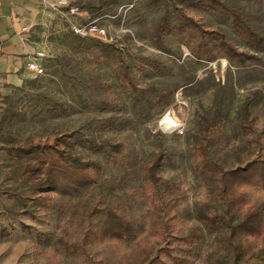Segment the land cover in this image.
I'll list each match as a JSON object with an SVG mask.
<instances>
[{
    "label": "rangeland",
    "instance_id": "1",
    "mask_svg": "<svg viewBox=\"0 0 264 264\" xmlns=\"http://www.w3.org/2000/svg\"><path fill=\"white\" fill-rule=\"evenodd\" d=\"M224 1L264 35V0ZM71 2L84 11V20H98L105 26L107 37L80 38L64 27L68 26L67 21L55 6L45 25L37 26L31 33L32 39L48 42L47 54L39 60L44 72L37 77L29 75L20 86L0 90V264H89L83 257L65 252L63 245L80 240L104 214L87 219L81 213L74 224L66 227L65 216L58 210L34 202L32 189L16 176L17 166L9 156V144L1 138L12 135L22 140L58 131H76L81 139L106 141L101 148L76 143L73 150L100 159L104 166L97 185L83 195L88 196L89 205L119 202L123 208L132 207V216L140 221L138 236L126 244L118 246L98 239L89 246L98 264H147L156 256L160 258L154 261L156 264H175L163 250L169 248L174 256H188V247L178 238H190L194 230L200 231L201 238L191 246L187 264H206L216 247L198 216L215 212L219 201L196 175L192 148L207 117L219 110L225 139L220 150H214L217 159L227 167L237 166L257 155L260 148L264 151V79L246 76L225 58L198 62L177 37H168L166 49L160 48L154 33L161 9L149 6L147 0ZM182 4L207 26L227 31L241 49L255 52L232 31L230 17L225 13L197 10L187 1ZM100 41L121 49L136 72L140 88H166L171 103L152 110L149 117L141 115L142 97L125 92L113 63L94 57L93 45ZM258 54L264 58V51ZM145 57L160 61V70L141 73L138 66ZM188 81L193 86L186 84ZM247 100L252 101L258 132L250 138L258 137L260 147L246 144L240 134L242 105ZM51 107L58 109H48ZM167 113L177 124L170 131L161 127ZM7 115L10 119L2 124ZM109 118L114 122L112 128L106 123ZM117 144L119 152L110 146ZM161 147L166 152L163 176L179 186L175 194L167 193L161 204L160 218L171 226L166 236L158 235L160 226L150 227L151 210L143 198V169ZM249 193L252 201L264 199V191L259 188H250Z\"/></svg>",
    "mask_w": 264,
    "mask_h": 264
},
{
    "label": "trees",
    "instance_id": "2",
    "mask_svg": "<svg viewBox=\"0 0 264 264\" xmlns=\"http://www.w3.org/2000/svg\"><path fill=\"white\" fill-rule=\"evenodd\" d=\"M147 1L149 6L161 9L160 22L156 25L154 33L156 44L160 48L166 49L168 37H177L198 62H214L219 58H225L241 68L246 76L264 79V58L258 54L259 51H264V35L245 15L224 0L181 1L182 3L187 1L189 6L197 10L225 13L230 17L232 31L255 52L241 49L227 31L207 26L182 3L175 0ZM93 47L92 52L96 59H104L115 65L116 74L125 92L138 93L142 97V101L139 98L142 106L141 115L149 117L152 110L171 103L170 93L166 88L138 86L136 72L115 44L100 41ZM161 66L160 61L145 57L138 69L143 73L150 69L160 70ZM186 84L193 86L194 83L188 81ZM251 103V100H247L242 105L239 130L246 144L256 143V146L260 147L261 140L258 137L250 138L251 134L258 133ZM48 109L56 111L58 108ZM9 119L7 115L1 123L6 124ZM106 123L108 127H114L111 118L107 119ZM261 133L264 135V126ZM224 137L223 118L219 110H216L212 116L207 117L204 130L196 146L192 148L196 175L202 178L209 193L219 201V207L215 212L198 216L205 224L207 233L212 237L216 247L212 259L206 264H264V199L261 202L252 201L249 193L250 188L264 191V151L260 148L254 157L240 161L237 166L227 167L214 154V150L219 151V145L224 144ZM1 138L9 144V156L17 166L16 176L18 175L32 189L35 195L34 202L49 210H58L65 216L66 227L74 224L81 213L87 219L104 214V218L94 228L87 230L80 240L65 243L63 245L65 252L83 257L89 264H98L99 261H96L89 251V246L94 241L102 239L120 246L138 236L140 221L132 216V207L123 208L119 202L104 206L89 205L88 196L83 195L84 191L97 185L104 166L100 159L86 157L73 150L76 143L101 148L106 143L104 139L90 137L81 139L76 131H58L22 140L12 135ZM110 146L114 151H120L119 144ZM105 153L110 157L108 151ZM165 159L166 152L161 147L143 169V198L149 203L151 210L150 227L157 229L160 226L159 236H166L171 231L170 223L160 218L162 201L167 193L175 194L179 189L176 181L163 176ZM199 232L194 230L190 238H178L188 247L186 250L188 256L193 251L191 246L201 238ZM163 252L174 259L175 264L188 263V256H185L186 258L174 256L169 248H165ZM158 259L159 256H156L147 264H156ZM160 264L165 263L160 261Z\"/></svg>",
    "mask_w": 264,
    "mask_h": 264
},
{
    "label": "crops",
    "instance_id": "3",
    "mask_svg": "<svg viewBox=\"0 0 264 264\" xmlns=\"http://www.w3.org/2000/svg\"><path fill=\"white\" fill-rule=\"evenodd\" d=\"M56 4L57 0H0V90L20 86L29 77L28 61L43 47L31 33L45 25Z\"/></svg>",
    "mask_w": 264,
    "mask_h": 264
},
{
    "label": "built area",
    "instance_id": "4",
    "mask_svg": "<svg viewBox=\"0 0 264 264\" xmlns=\"http://www.w3.org/2000/svg\"><path fill=\"white\" fill-rule=\"evenodd\" d=\"M56 6L61 11L63 17L67 21L66 26L74 34L80 37H94V38H106L107 28L101 25L98 20L86 21L83 19L84 11L77 4H73L71 0H57ZM24 30H28L24 27ZM43 47L41 50L36 51V57L28 61V69L30 70V75L37 77L42 74L45 68L40 64L38 60H41L47 54L48 42L47 40H42Z\"/></svg>",
    "mask_w": 264,
    "mask_h": 264
},
{
    "label": "bare ground",
    "instance_id": "5",
    "mask_svg": "<svg viewBox=\"0 0 264 264\" xmlns=\"http://www.w3.org/2000/svg\"><path fill=\"white\" fill-rule=\"evenodd\" d=\"M162 126L164 127V130L166 131H170L172 128H174L177 124H176V120L173 118V116H171L170 113H167L162 121H161Z\"/></svg>",
    "mask_w": 264,
    "mask_h": 264
}]
</instances>
